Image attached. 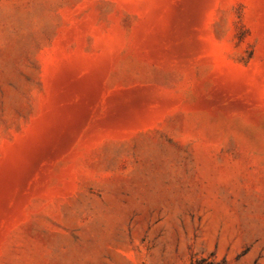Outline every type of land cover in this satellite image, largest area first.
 I'll return each instance as SVG.
<instances>
[{"label": "rangeland", "instance_id": "rangeland-1", "mask_svg": "<svg viewBox=\"0 0 264 264\" xmlns=\"http://www.w3.org/2000/svg\"><path fill=\"white\" fill-rule=\"evenodd\" d=\"M0 264H264V0H0Z\"/></svg>", "mask_w": 264, "mask_h": 264}]
</instances>
